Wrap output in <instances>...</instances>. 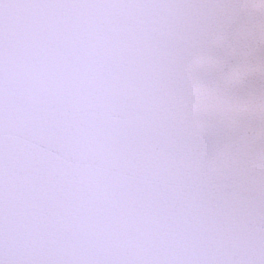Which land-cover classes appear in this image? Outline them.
Returning <instances> with one entry per match:
<instances>
[{
  "label": "snow or ice",
  "instance_id": "6c2138e0",
  "mask_svg": "<svg viewBox=\"0 0 264 264\" xmlns=\"http://www.w3.org/2000/svg\"><path fill=\"white\" fill-rule=\"evenodd\" d=\"M0 264H264V0H0Z\"/></svg>",
  "mask_w": 264,
  "mask_h": 264
}]
</instances>
